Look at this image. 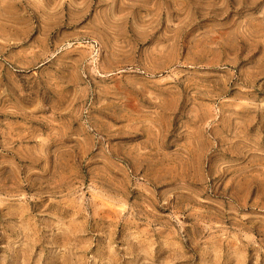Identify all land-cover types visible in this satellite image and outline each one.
Instances as JSON below:
<instances>
[{
	"label": "rangeland",
	"instance_id": "374dc122",
	"mask_svg": "<svg viewBox=\"0 0 264 264\" xmlns=\"http://www.w3.org/2000/svg\"><path fill=\"white\" fill-rule=\"evenodd\" d=\"M0 264H264V0H0Z\"/></svg>",
	"mask_w": 264,
	"mask_h": 264
}]
</instances>
